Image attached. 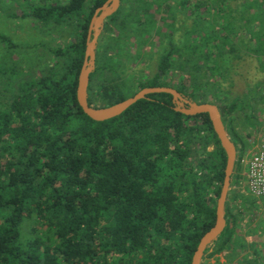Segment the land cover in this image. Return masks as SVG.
I'll return each instance as SVG.
<instances>
[{
	"label": "trees",
	"instance_id": "trees-1",
	"mask_svg": "<svg viewBox=\"0 0 264 264\" xmlns=\"http://www.w3.org/2000/svg\"><path fill=\"white\" fill-rule=\"evenodd\" d=\"M21 1L12 17L69 27L74 38L45 46L46 65L0 101V264H190L214 224L225 165L208 115L175 111L170 94L154 93L118 116L89 118L76 100L77 76L89 20L105 0ZM120 1L105 20L110 54L107 44L96 52L88 103L111 105L147 86L220 101L236 161L226 226L211 253L264 264V250L241 233L257 200L232 190L252 136L249 92L226 101L222 86L226 62L246 51L264 68V0ZM178 13L190 23L174 40ZM0 41L14 47L7 36ZM164 41L152 75L127 74L132 52L138 59ZM247 99L248 107L257 100Z\"/></svg>",
	"mask_w": 264,
	"mask_h": 264
},
{
	"label": "rangeland",
	"instance_id": "rangeland-1",
	"mask_svg": "<svg viewBox=\"0 0 264 264\" xmlns=\"http://www.w3.org/2000/svg\"><path fill=\"white\" fill-rule=\"evenodd\" d=\"M23 8L21 0H0V34L9 37L14 44V47L8 48L4 42L0 41V89H2L0 101L10 97L23 77H32L33 74H38L41 67L46 65L48 54L45 46H55L74 38L69 27L53 28L50 25H40L29 16H11L12 14H20ZM188 23L190 21L186 20L184 14L177 16L176 26H182L175 32L176 39L174 40L180 39ZM113 32V34H116L115 31ZM110 35V29L103 30L98 39L96 52L99 53L102 46L107 44L110 54ZM165 43L166 41L159 46L157 44L155 49L146 50L143 56L138 57V59H132V57H136L135 52H132V57L128 56L127 74L131 77L134 75L140 76L141 74L145 76L152 75L158 57L166 45ZM247 52L240 54L239 59L226 62L229 74L222 81L224 90L228 91L224 95L226 101H230V99L237 96L240 97L246 92H249L247 98L252 101H254L253 98H257L256 102H253L249 107L246 106L248 103L247 98L245 100L246 105L244 104L245 112L249 116L252 114V118L250 117L249 121L244 122L248 126L247 130L252 135L246 154L250 152L253 140L257 137L260 127L264 125V98L261 97L262 93L264 94V85H260L264 80V68L259 64L256 54ZM215 103L221 104L220 101ZM236 189L250 195L247 190V177L243 171L237 182L233 183L232 190ZM256 200L257 207L241 226V233L245 236L246 242L253 241L257 248L264 250V246H262L264 238V231L262 230V227L264 228L262 222V219H264V201ZM212 249L213 247H210L205 254L204 264H228L222 253H211Z\"/></svg>",
	"mask_w": 264,
	"mask_h": 264
},
{
	"label": "water",
	"instance_id": "water-1",
	"mask_svg": "<svg viewBox=\"0 0 264 264\" xmlns=\"http://www.w3.org/2000/svg\"><path fill=\"white\" fill-rule=\"evenodd\" d=\"M120 6V0H105L98 6L88 24L83 61L77 76L76 100L82 111L95 121H103L118 116L135 102L147 98L149 94L168 93L172 97L173 109L185 115L207 114L220 147L225 154L223 180L216 200L214 224L203 233L194 250L190 264H202L204 252L220 236L226 226L225 204L231 185V176L236 161V147L226 131L218 105L211 102L198 103L170 86H147L132 96L106 106H93L88 103L87 88L90 74L95 69L96 48L105 20L114 14Z\"/></svg>",
	"mask_w": 264,
	"mask_h": 264
},
{
	"label": "built area",
	"instance_id": "built-area-1",
	"mask_svg": "<svg viewBox=\"0 0 264 264\" xmlns=\"http://www.w3.org/2000/svg\"><path fill=\"white\" fill-rule=\"evenodd\" d=\"M247 177L248 193L264 201V125L260 127L249 153L240 159Z\"/></svg>",
	"mask_w": 264,
	"mask_h": 264
},
{
	"label": "flooded vegetation",
	"instance_id": "flooded-vegetation-1",
	"mask_svg": "<svg viewBox=\"0 0 264 264\" xmlns=\"http://www.w3.org/2000/svg\"><path fill=\"white\" fill-rule=\"evenodd\" d=\"M120 3H121V1H120ZM119 7H120V6H119ZM104 28H105V23H104V26H103V29H102L101 34L103 33ZM107 29H110V21H109L108 24H107ZM101 34H100V36H101ZM109 38H110V36H109ZM109 41H110V39H109Z\"/></svg>",
	"mask_w": 264,
	"mask_h": 264
}]
</instances>
